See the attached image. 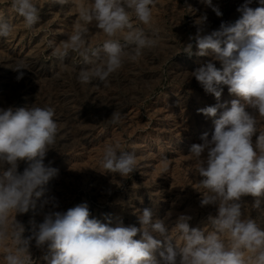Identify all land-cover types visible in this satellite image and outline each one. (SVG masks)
<instances>
[{"label": "clouds", "instance_id": "obj_1", "mask_svg": "<svg viewBox=\"0 0 264 264\" xmlns=\"http://www.w3.org/2000/svg\"><path fill=\"white\" fill-rule=\"evenodd\" d=\"M156 0H48L52 4H72L78 18L68 39L57 44L48 40L52 56L61 63L71 54L82 63L78 80L84 85L99 81L107 86L109 77L127 61L138 62L144 51L160 43L155 26L153 6ZM245 0L237 8L235 22H222L219 29L205 32L207 15L196 24L195 42L198 56H212L191 73L206 93L220 99L223 86L238 97L230 102L198 109L214 120V132L205 133L202 143L192 144L189 155L198 174L202 191L201 207L215 206L216 214L208 216V226L190 228L191 217L181 214L169 230L164 220H153V212L145 208L139 215L140 227H115L90 218L86 203L67 211L49 210L43 222L25 238V226L17 214L35 208V198L44 193V186L58 170L45 164V158L56 143L58 123L52 107L0 109V249L2 264H33L29 251L32 240L37 248L47 247V264H264V230L258 226L243 201L255 198L250 206L261 210L264 202V0ZM222 16L212 0H200ZM10 11L23 18L31 31L40 20L41 7L35 0H9ZM133 18L138 23H133ZM94 26L106 37L102 43H90L89 27ZM13 25L0 14V37L7 38ZM184 53L193 55V43L185 45ZM213 61H218L217 67ZM23 78L21 69L28 64L21 59L12 68ZM113 125L122 123V114L114 111L109 119ZM256 136L255 142L253 137ZM164 171H168L164 157ZM20 162L27 167L18 171ZM108 173L129 177L137 170L134 152L124 150L119 142L106 144L99 161ZM58 207L55 197L45 199L41 207ZM175 230L174 238L172 230ZM138 233L139 239H135ZM155 237H161L155 238ZM177 240L182 243L178 244ZM159 252V259L155 253Z\"/></svg>", "mask_w": 264, "mask_h": 264}, {"label": "rangeland", "instance_id": "obj_2", "mask_svg": "<svg viewBox=\"0 0 264 264\" xmlns=\"http://www.w3.org/2000/svg\"><path fill=\"white\" fill-rule=\"evenodd\" d=\"M40 20L29 31L23 18L10 11L9 0H0V14L13 25L9 37H0V109L9 107L28 109L33 105L52 107L58 123L56 143L45 158V164L58 170L57 175L44 186L43 196L35 198V208L17 214L16 220L25 226L24 237L32 235L43 222L49 210L67 211L86 203L90 218L115 227H140L139 215L145 208L153 212V220H164L171 230L179 215L191 219L190 228L208 226V216L216 214L215 206L201 207L202 191L198 187V174L189 155L190 146L202 143L207 133L211 138L214 120L225 110L220 108L217 117H206L198 109L230 102L238 97L223 86L219 100L206 93L194 76L196 68L212 61V56L195 55L196 21L204 14L205 32L219 29L222 22H235L240 13L237 8L245 0H212L222 16L200 0H156L153 6L155 26L159 28L160 43L145 50L138 62L127 61L109 77L107 86L99 81L84 85L78 80L81 68L90 67L71 54L61 63L52 56L48 40L57 44L68 39L74 30L78 12L72 4H52L48 0H35ZM81 0H76V4ZM255 8L254 0L250 5ZM133 23H138L133 18ZM90 43L100 44L106 38L94 26L89 27ZM193 43V55L184 53V47ZM25 60L28 69H21L23 78L12 68ZM221 67L218 61H213ZM114 111L122 114V123L113 125L109 120ZM264 130V125L261 126ZM253 137L255 142L256 136ZM119 142L124 150L134 152L137 170L129 177L108 173L100 167L106 144ZM167 157L168 171H164ZM27 167L20 162L18 171ZM55 197L58 207H41L42 202ZM250 216L264 230V202L261 210L250 206L255 198L246 196ZM173 237L176 232L173 229ZM138 233L135 239H139ZM162 240L161 237H155ZM177 243H182L177 240ZM155 253L159 259V252ZM29 251L33 264H47L44 256L47 247L37 248L32 240ZM3 250L0 249V264Z\"/></svg>", "mask_w": 264, "mask_h": 264}]
</instances>
